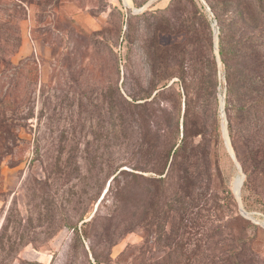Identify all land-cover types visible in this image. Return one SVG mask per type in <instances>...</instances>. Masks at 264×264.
<instances>
[{
	"label": "rangeland",
	"instance_id": "1",
	"mask_svg": "<svg viewBox=\"0 0 264 264\" xmlns=\"http://www.w3.org/2000/svg\"><path fill=\"white\" fill-rule=\"evenodd\" d=\"M172 1L207 12V51L174 12L160 16ZM182 67L198 76L187 139L157 174L151 166L170 148L183 89L138 103L155 72L173 81ZM226 96L207 0H0V264H179L184 249L217 255L242 233L264 264V171L243 187L246 102L236 97L226 109ZM112 155L138 174L121 176L103 199L112 177L96 184L94 172ZM72 157L80 177H67ZM88 207L94 216L83 224Z\"/></svg>",
	"mask_w": 264,
	"mask_h": 264
},
{
	"label": "trees",
	"instance_id": "2",
	"mask_svg": "<svg viewBox=\"0 0 264 264\" xmlns=\"http://www.w3.org/2000/svg\"><path fill=\"white\" fill-rule=\"evenodd\" d=\"M207 1L219 28V51L227 82L226 109L229 108V105L234 104L233 101L236 97L237 100L246 102L242 107L245 112L244 122H246V127H243L240 131V138H248V153L245 154L242 159L243 169L246 175L243 184L244 187L249 185L250 177H252L253 173L264 171V0ZM175 7V2L172 1L166 8L161 9L160 16H164L165 13L173 14L174 12L173 17L176 18L178 22L187 26L192 32L194 36L193 45H202L201 47L204 51L205 49L207 51L209 49V40H212V31L209 27L211 21L209 20L210 17L207 12L201 8L200 10H195L193 8L187 11L183 6L178 9ZM203 56L206 58L207 52ZM190 68L191 72L196 71L194 61L190 65ZM186 72L187 71L182 67L179 72V79L173 81H171V79L174 77V74L162 71L155 72L152 91L140 98L143 102L138 103L139 106L147 108L157 103L163 93L175 91V88L179 87V85L183 89V93H181V91H176L180 99V112L173 109L172 130L168 141L170 148H168L167 153L164 154V161L162 158V160L160 159L157 161L154 166H151L153 170H156L155 172L157 174L164 173L172 153L176 157L182 144L184 145L187 139L186 125L191 101L189 87L190 83L195 82L198 76L196 73L188 74ZM203 77L208 78L209 75L203 73ZM203 82L206 90L211 89L214 84L216 85V82L213 83L212 80L210 82ZM184 96L185 98L183 99ZM122 99L124 103L126 101L131 107L139 108L137 104L131 102L123 95ZM112 100L114 103V97ZM138 100L139 99L136 97H133V101L136 102ZM182 103H184L185 110L183 118L181 116ZM134 120L138 126H140V121L135 117ZM113 126L116 127V123H113ZM228 127L234 141V131L231 121H229ZM237 154L240 157L238 149ZM120 160V157L112 155L111 158L107 160L106 168H99L94 172L96 184L101 181V176L103 175L108 178L112 177L103 199H105L106 194L112 190L113 183L118 181L121 176L129 172H132L134 175L138 174L122 168L121 164L117 165ZM75 161V157H72L71 161L69 160V164H67V166L71 167L70 170H67L68 178L69 175L73 173L77 176L82 174V170L79 167L77 169V166H73V163H76ZM66 163L68 162L64 164L66 165ZM141 164H144V162ZM98 196L96 195L95 199H97ZM92 211L93 209L88 207V209L80 214V220H83V224L89 223V221L84 219L87 217L90 218L93 215ZM253 228L257 229L258 227L254 225ZM243 236L242 233L234 245L229 249H221L219 251L220 254L217 255L209 251L202 252L201 250L184 249L186 252H183V250L180 255L184 261L179 264H248L247 261L255 264L256 252L252 247V238L247 236L246 239H242ZM226 250H229V254L227 255L224 254ZM200 255H203L204 258L202 259L206 261H200L199 263V260H202L198 257ZM99 263L100 261H97V264Z\"/></svg>",
	"mask_w": 264,
	"mask_h": 264
},
{
	"label": "bare ground",
	"instance_id": "3",
	"mask_svg": "<svg viewBox=\"0 0 264 264\" xmlns=\"http://www.w3.org/2000/svg\"><path fill=\"white\" fill-rule=\"evenodd\" d=\"M241 182H242V176L239 175L236 177V182H235V185H236V191L238 192L239 189H240V186H241ZM239 193V192H238Z\"/></svg>",
	"mask_w": 264,
	"mask_h": 264
},
{
	"label": "water",
	"instance_id": "4",
	"mask_svg": "<svg viewBox=\"0 0 264 264\" xmlns=\"http://www.w3.org/2000/svg\"><path fill=\"white\" fill-rule=\"evenodd\" d=\"M204 1V0H203ZM217 35H218V31L216 32V37H217ZM218 38V37H217ZM216 47H218V43L216 42ZM243 181H244V177H243V179H242V183L241 184H243ZM110 185V184H109ZM109 185H108V187H109ZM241 190V189H240ZM239 194H240V191H239ZM238 194V195H239ZM103 198V197H102ZM97 210V209H96ZM95 210V211H96ZM94 216V214L89 218V220L92 218Z\"/></svg>",
	"mask_w": 264,
	"mask_h": 264
}]
</instances>
